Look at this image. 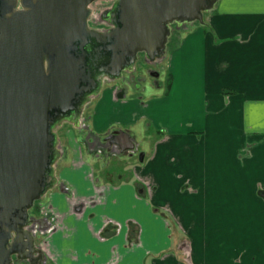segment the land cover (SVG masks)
Here are the masks:
<instances>
[{
    "label": "crops",
    "instance_id": "1",
    "mask_svg": "<svg viewBox=\"0 0 264 264\" xmlns=\"http://www.w3.org/2000/svg\"><path fill=\"white\" fill-rule=\"evenodd\" d=\"M169 40L166 88L111 83L89 119L96 135L152 130L133 164L153 193L100 173L111 155L67 130L41 198L57 217L51 264H264V0H218L205 24Z\"/></svg>",
    "mask_w": 264,
    "mask_h": 264
},
{
    "label": "water",
    "instance_id": "2",
    "mask_svg": "<svg viewBox=\"0 0 264 264\" xmlns=\"http://www.w3.org/2000/svg\"><path fill=\"white\" fill-rule=\"evenodd\" d=\"M94 1L0 0V264H43L30 210L56 184V128L77 126L105 78L132 70L139 54L163 58L172 24H205L218 0H114L102 30L88 24ZM111 139L134 146L124 130Z\"/></svg>",
    "mask_w": 264,
    "mask_h": 264
},
{
    "label": "rangeland",
    "instance_id": "3",
    "mask_svg": "<svg viewBox=\"0 0 264 264\" xmlns=\"http://www.w3.org/2000/svg\"><path fill=\"white\" fill-rule=\"evenodd\" d=\"M114 0H95L94 2H92L90 4V8H91V12H90V16L88 19V24L89 26L95 28V29H108L110 27V24L108 22V20L103 19L101 17V13L104 9L109 8ZM208 12V11H207ZM207 12H204V20L205 17L207 15ZM96 16V17H95ZM102 19L101 21H99V19ZM193 23V22H190ZM190 23H183L182 26H180L179 28H173L171 31V34L168 38L169 41H171L170 43L176 45V41L174 42V39H178L181 35L185 34L186 31L189 28ZM195 23H197L195 21ZM199 24V23H197ZM170 48V44L168 46V49ZM139 59L141 60L142 58L139 57ZM167 58H161L154 63L155 65L151 66L148 65L149 68H152L153 70L157 71L159 73V76H157V78L153 79L149 76L148 72L145 70V68L140 67L141 62H137L136 69L133 71V73L130 72H124L122 77L120 78H116V79H109V78H105L103 81V86L102 87H106L111 83H116L119 85H125L127 84L128 80L131 79L132 77V82L136 79L137 82H139L138 87L141 88V86L146 85V87H151L152 89H155L154 87L156 86V82L157 84L161 83L163 85V88H166L169 84V82H171V78L169 76V71L167 66ZM147 66V65H146ZM141 75V77L139 78L138 76ZM159 78V79H158ZM132 85H130L131 88H135L134 87V83H131ZM136 88V89H139ZM93 103V97L89 100V102H87V104L84 106L82 113H81V118H83V121L86 123V126L88 128H90L89 126V119H90V112H91V105ZM75 126V125H74ZM77 128L73 127L72 123L69 122H62L57 128V136H58V148L60 150V154L63 153V151H68L70 148L67 144V139L65 136V132L68 130L69 133H71L70 131L72 130V132L76 135L77 139H80L83 142L84 146V139H83V132L81 131V125L78 124L76 126ZM135 146L136 149H134L133 153L132 152H123L120 154H111L109 153V157L106 158V162L104 161L103 167L104 169H106V173L110 172V171H116L114 173H123V175H125L126 173H131L132 172V166L134 165L133 163H138L139 162V158L138 156V150L140 151V153H144L145 149H148V151L151 149L152 146V142L155 140L154 134L152 132V130H150L149 132H147L146 136H142L140 134L135 133ZM101 144L103 143V141H100ZM102 152H98V153H105L106 155H108V152H105L104 149H101ZM145 156V154H144ZM144 157H142L143 159ZM111 173V172H110ZM137 173V172H136ZM132 175V174H131ZM130 176V180H134L133 175ZM112 180H115V176L112 178ZM147 182L151 185V181L147 180ZM153 185V184H152ZM258 194L260 195H264L260 190L258 191ZM36 202H35V207H36ZM33 206V207H34ZM31 214L35 215V208L30 210ZM41 239H43V237H35V241H38V244L41 246L42 248V244L40 243ZM47 242V241H46ZM45 242V243H46ZM48 248V247H47ZM43 251V250H42ZM44 252V251H43ZM50 252V251H49ZM51 255L48 256L46 258V262H48L47 264H51Z\"/></svg>",
    "mask_w": 264,
    "mask_h": 264
},
{
    "label": "flooded vegetation",
    "instance_id": "4",
    "mask_svg": "<svg viewBox=\"0 0 264 264\" xmlns=\"http://www.w3.org/2000/svg\"><path fill=\"white\" fill-rule=\"evenodd\" d=\"M180 26H182V24L173 23L172 26H171V31H172L173 28H176V27L179 28ZM139 57L142 58V59L140 60ZM139 57H138L137 62H139V61L141 62L140 67L145 68V70L148 72V74H149V76L151 78H153V79L157 78V76H159V73L157 71L153 70L152 68H149L148 67V65L153 66L155 64L152 63L151 61H148L147 59H145L144 56H143V54H139ZM137 62L135 63V65L137 64ZM135 65H134V68L132 70H130V71H124V72L133 73V71L136 69V66ZM123 73H122V75H123ZM138 77L140 78L141 75H139ZM131 79H132V77H131ZM131 79L128 80L127 84H125V85L122 84L120 86V88H122V89L128 88V87H130V85H132L131 83H134L135 89L136 88H139L138 87V84H139L140 81L137 82V80H136L138 78H135V80L133 82H132ZM156 85H158L157 82H156ZM141 87H146V85H143ZM78 124L81 125V128H79V129H81V131L83 132V134H82L83 136L82 137H83V139L85 141L84 146L89 147L90 149L94 150L96 153H98L99 151L102 152L101 149H104V151L105 152H108V154L109 153H111V154H120V153H123L125 151L132 152L133 153L134 149H136L135 142H134V140H132V138H131V140L134 143L133 148L125 149V150H122L121 147L117 143H115L113 141V139H111V134L113 133V131L124 130L122 128H113L112 130L108 131L107 133H104L102 135H96V134L92 133L91 131H89V128L86 126V123L83 121V118L80 117V120H79V123ZM124 131H126V130H124ZM126 132L129 133L128 131H126ZM130 137H131V134H130ZM100 141H103V143L101 144ZM81 144H83L82 141H81ZM123 144H124V142H123ZM143 154L140 153V151L138 150V156L137 157L139 158V161H140V155H142V157H143ZM134 166L135 165L132 166V169H133L132 172L131 173H129V172L126 173V176L127 175L129 176V175L132 174L133 177H134V180L133 181H137L138 183H140L142 185V188L141 189H142V191H144L145 195H151L153 193V191H154V187H153L152 183H151V185L150 184H148V185L145 184V181H147L148 179L147 178H143L142 176H139V174L136 173L137 171H134ZM101 172L102 173H105L107 175L109 173V172L106 173V169H102L100 171V173ZM95 175H98V173L96 174V172H95ZM61 188L64 191H69V189L67 188V186L65 184L63 185V183L61 185ZM36 203H37L36 204V207L34 206V207H32V209L35 208V212H36L35 213V216L38 217V221H39L40 225L44 226V225H46V220L43 219V216L44 215L49 216L50 214L52 215L53 213H51V212H49L47 210H43L44 203L41 200L40 201H37ZM33 246L39 248L38 247V241H35V238H34ZM43 258L44 259H41L42 263L43 264H47L48 263V262H46L47 256L46 257L44 256ZM17 263H19V264H31L30 263V260H28V259L25 260V261H17Z\"/></svg>",
    "mask_w": 264,
    "mask_h": 264
},
{
    "label": "built area",
    "instance_id": "5",
    "mask_svg": "<svg viewBox=\"0 0 264 264\" xmlns=\"http://www.w3.org/2000/svg\"><path fill=\"white\" fill-rule=\"evenodd\" d=\"M145 184H149L147 181H145ZM43 216V215H42ZM38 218V217H37ZM43 219L46 220V225L42 226L40 225L39 221L38 222H34L31 224L30 226V231L31 233L33 234L34 238L35 237H43V239H41L40 243L42 244V248L41 246L38 244V247L40 248V250L42 251V253L44 254V256L48 257L50 256V252L47 248V244L45 243L46 242V235L51 233L56 225H57V217L55 215H44L43 216Z\"/></svg>",
    "mask_w": 264,
    "mask_h": 264
},
{
    "label": "trees",
    "instance_id": "6",
    "mask_svg": "<svg viewBox=\"0 0 264 264\" xmlns=\"http://www.w3.org/2000/svg\"><path fill=\"white\" fill-rule=\"evenodd\" d=\"M224 92H228V90H224Z\"/></svg>",
    "mask_w": 264,
    "mask_h": 264
},
{
    "label": "bare ground",
    "instance_id": "7",
    "mask_svg": "<svg viewBox=\"0 0 264 264\" xmlns=\"http://www.w3.org/2000/svg\"><path fill=\"white\" fill-rule=\"evenodd\" d=\"M96 17V16H95ZM102 19L100 18L99 21H101Z\"/></svg>",
    "mask_w": 264,
    "mask_h": 264
}]
</instances>
